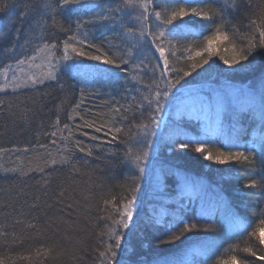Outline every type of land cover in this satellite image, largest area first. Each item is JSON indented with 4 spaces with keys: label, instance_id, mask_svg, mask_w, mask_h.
Here are the masks:
<instances>
[{
    "label": "snow or ice",
    "instance_id": "obj_1",
    "mask_svg": "<svg viewBox=\"0 0 264 264\" xmlns=\"http://www.w3.org/2000/svg\"><path fill=\"white\" fill-rule=\"evenodd\" d=\"M90 25L115 33L118 42L103 32L96 37ZM215 64L224 74L259 64L258 87L229 85L227 93L209 87L204 95L203 85L191 81ZM70 72L73 85L65 81ZM98 78L122 79L125 94L117 100L109 92L97 110L86 100L100 93L81 87L78 97L65 94L54 105L55 130L44 133L50 144L37 137L23 147H0V158L33 154L0 163V264H131L130 238L145 247L147 227L163 235L157 249L191 241L182 255L151 264H264V0H0V117L7 118L0 136L9 124L30 125L55 92ZM239 96L240 112H251L255 123L251 139L238 114L230 115L220 146L179 130L192 105L193 115L215 111L220 131ZM173 110L181 120L166 119ZM170 125L177 131L164 143L168 151H194L251 173L238 176L243 214L219 194L185 203L153 169L149 212L140 217L150 153ZM81 161L104 164L110 179L119 169L123 181L109 186L98 167L85 170ZM196 199L199 208L189 214Z\"/></svg>",
    "mask_w": 264,
    "mask_h": 264
},
{
    "label": "trees",
    "instance_id": "obj_2",
    "mask_svg": "<svg viewBox=\"0 0 264 264\" xmlns=\"http://www.w3.org/2000/svg\"><path fill=\"white\" fill-rule=\"evenodd\" d=\"M88 30L90 33H93L96 37L101 36V32H103L104 37H108L109 39H113L115 36V40L113 42H118L119 37L115 33L104 31L103 29L97 30L93 26H89ZM96 42H99V40H96ZM226 54V53H225ZM214 59H218L215 58ZM91 63V62H90ZM206 68L208 66H205ZM72 75L70 72L68 76L65 77V81L67 85H73L74 81L70 79L69 77ZM195 75V74H194ZM261 75V69L259 64H254L253 66L246 68L244 70H240L233 74H224L220 71V65L215 64L212 65L211 68H208V71L206 73H202L201 76L196 77L195 80L191 81V83L198 84V83H220L222 81L225 82H237L240 84H245L252 88H257L259 79ZM99 82L95 84H77L75 87H67L66 93H60L55 92L54 97L49 99V103L47 105V108L43 113L38 114L31 122L30 125L26 127L17 126L13 128L10 124L8 125L7 133L3 136H0V147L10 148L13 144H15L18 147H23L25 144H32L37 142V137L39 138L40 143L44 144H50V140L52 139L51 136H45L44 133H50L51 131H54L50 126V121L55 119V111H54V105L59 102V99L65 95V94H75V96L78 97L79 95V89L81 87L85 89H94L95 91H98L100 93L99 96L96 97H89L86 100V105L88 107H95L97 110H99L100 106L102 105L103 101L108 100L110 97L108 95L109 92H111V98L114 99H121V97L125 94V88L128 87L123 83V80H119L116 82H113V80L109 79H103L98 78ZM74 102V100H73ZM123 103L124 101L121 100ZM49 109H52L51 112H49ZM249 112H245V116H241V112H239L240 115V124L248 130L246 139H251V133L253 127H255V123L253 119L251 121L246 120L247 114ZM211 117L213 118V122L217 123L219 125V120L221 119L216 114H209L207 115L205 111H201L198 113V116L194 119L191 118L192 124L194 125H201L206 124L207 125V118ZM185 114L183 115L182 120H186ZM224 124L222 130L225 131L228 128V125L230 123V117L225 116L224 118ZM7 118L6 117H0V126L4 125L6 123ZM205 134L202 135H208L209 137H212L216 139L217 144L216 146H220V140L223 139V135L221 134H211L209 131L204 130ZM179 139V138H178ZM162 141L158 144L157 150L154 153H150V156L152 159L150 160L149 164V173L150 175L146 176L145 179L142 181V186L144 188L145 196L144 200L141 206L140 211V217L143 219H146L147 214L149 212V202L148 197L150 198L149 192L151 189L149 188V180L152 179V170L156 168V165L162 166L164 169H170L172 168V176L167 175L169 174V170L167 172H162V179L164 184L167 185V187L171 190L174 188V179L175 174L174 172L179 170V172H185L186 175L190 176L195 181L200 182L201 177L205 178V182H200L199 185L203 186L201 183H204L206 185L203 186L205 190L210 192V190H213L224 198L225 202L230 205L233 210H236L238 212H241L243 214L242 208V200H244L243 194L239 191V188L241 186V181L238 178L239 175H251L250 172H240L238 174L237 168L235 166L233 167H227V166H220V165H214L212 162L205 161L199 153H196L194 151H189L187 153L183 154H176L173 152L168 151L166 147H164V143L166 142ZM54 151V149H53ZM21 156V159L27 161L33 154L32 153H13V154H6L3 158H0V163H3L5 166H11L15 162L16 156ZM79 158V157H78ZM83 165V161H81ZM84 169L87 170L89 168H99V171L97 172V176L103 177L106 183L109 186L115 185L119 182L123 181V175L121 174L120 170L117 169L115 172V179H110L113 175L112 172H109L105 169L104 164L100 163L99 161H93L90 162L88 165H83ZM66 171V170H65ZM190 172V173H189ZM192 173V174H191ZM200 179L198 180L197 177ZM37 177H34L32 180H29L28 183H33ZM82 179H87V177H82ZM3 181L0 180V184H2ZM155 181L153 184V187H155ZM113 191H118V189L113 188ZM198 210L196 205H192L190 208L189 214H195V212ZM217 220H219V217L217 216ZM144 236L143 244L146 245L145 247H141V242L137 239L135 235H133L130 238L131 241V247L134 249V251H127L125 252V258L131 262V264H135L136 261L139 260H145L148 261L149 264H151V261H153L156 258H163V257H174V256H180L183 254V251L185 250L186 246L190 245L191 241H185L184 243L177 242L175 246H163L159 249L156 248V237L159 236L161 239H163V235H161L160 231L153 230L151 227H147L144 229ZM89 243H92L89 241ZM127 247V246H126Z\"/></svg>",
    "mask_w": 264,
    "mask_h": 264
},
{
    "label": "rangeland",
    "instance_id": "obj_3",
    "mask_svg": "<svg viewBox=\"0 0 264 264\" xmlns=\"http://www.w3.org/2000/svg\"><path fill=\"white\" fill-rule=\"evenodd\" d=\"M200 84L203 85V87L205 88V92L203 93L204 95H208V92H207V89L210 87L212 89H220V90H223L224 92H228L229 91V85L233 86V87H236V88H249V86L245 85V84H240V83H237V82H225V81H222L220 83H210V82H205V83H198V84H194V85H197L199 86ZM244 101H245V97L244 96H239L237 98V101L236 102H233L229 105L228 107V114H226L225 116H229L231 114H238L237 118L238 120H240V115H239V112H240V108L241 106L244 104ZM193 106L192 105H189L188 108L184 109V114L186 116V120H181V117H179L175 110H173V114L169 117H166V119H169L170 121H175V120H181V128L179 129L180 131H182L183 133L187 134V135H190V136H197V135H202V134H205L204 130L206 131H209L211 134H221L223 133V130L221 129L220 131H218V127L219 125L215 122H213V118L211 117H208L207 118V125L206 124H199V125H194V128H193V131L192 130H189L187 131L185 128H184V124H187V125H193L192 124V121H191V118L192 117H195L196 114L198 115V113L200 112H197L195 115H193L191 113V108ZM198 107V105L196 106ZM205 113L207 115L209 114H216L215 111H205ZM217 115V114H216ZM241 116L244 117L245 116V112H241ZM252 119V113L249 112L247 114V117H246V120L248 121H251ZM176 131L177 129L174 127V126H171L167 129H164L163 133H162V137H161V140L162 141H165V139H167L168 137L172 136L174 137L176 135ZM155 170V173L159 174V178L160 180L162 179V172L163 171H166L168 172L169 170V174L167 175H170L172 176V168L170 169H164L162 166H160L159 164L156 165V168H154ZM190 173V172H189ZM175 174V178L176 180L174 179V188L176 189V192L172 193V195L174 196H179L180 194H183L184 196V202L187 203L188 201V198L189 197H192V198H195L197 196H200V195H203L205 197V199H208V198H213L215 197L217 194V192L213 191V190H210V192H208L207 190H205V188L203 186L206 187V185L204 183H201L203 186L199 185L200 182H205V178L201 177V179L197 176L198 180L200 179L201 181L198 182V181H195L194 179H192L190 176L186 175L185 172H179V170L175 171L174 172ZM192 174V173H191ZM152 182L154 184V181H155V175H152ZM155 186V185H154ZM219 196H221V194H219ZM222 197V196H221ZM152 197L150 195V198L148 197V202L150 203ZM197 208H199V204H200V200L199 199H196L195 203ZM192 204V205H194ZM191 205V207H192ZM219 217V215H217Z\"/></svg>",
    "mask_w": 264,
    "mask_h": 264
},
{
    "label": "bare ground",
    "instance_id": "obj_4",
    "mask_svg": "<svg viewBox=\"0 0 264 264\" xmlns=\"http://www.w3.org/2000/svg\"><path fill=\"white\" fill-rule=\"evenodd\" d=\"M197 116H198V115L196 114V116H195V117H192V118L195 119ZM183 122H184V121H183ZM184 128H185L187 131H189V130H192V131H193L194 126L184 124ZM142 227H143V225H142Z\"/></svg>",
    "mask_w": 264,
    "mask_h": 264
}]
</instances>
